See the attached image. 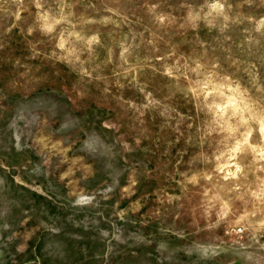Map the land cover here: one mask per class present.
Instances as JSON below:
<instances>
[{
  "label": "rangeland",
  "instance_id": "1",
  "mask_svg": "<svg viewBox=\"0 0 264 264\" xmlns=\"http://www.w3.org/2000/svg\"><path fill=\"white\" fill-rule=\"evenodd\" d=\"M225 79L264 88V0H0V264H264Z\"/></svg>",
  "mask_w": 264,
  "mask_h": 264
},
{
  "label": "clouds",
  "instance_id": "2",
  "mask_svg": "<svg viewBox=\"0 0 264 264\" xmlns=\"http://www.w3.org/2000/svg\"><path fill=\"white\" fill-rule=\"evenodd\" d=\"M228 79L223 81V90L214 87L211 82L201 81L192 85L193 92H199L201 87L206 92L207 104L212 107L216 119L212 132L217 135L205 134L216 143L217 152L223 153L225 158L231 153L246 152L253 145L264 149V88L257 89L242 83L241 88L247 90L238 93L235 88L228 87ZM261 83L264 84V80ZM205 92H200L201 104L205 103ZM261 155L264 156V152ZM215 159L219 160L220 157L216 156ZM212 162L213 157L210 156L209 171L215 175ZM238 171L242 172L243 169ZM207 179L211 181L213 176H208ZM261 201L264 203V195L261 196ZM260 222L264 224V217L260 218Z\"/></svg>",
  "mask_w": 264,
  "mask_h": 264
}]
</instances>
